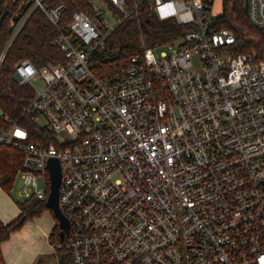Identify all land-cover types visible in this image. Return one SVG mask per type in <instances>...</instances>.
Returning <instances> with one entry per match:
<instances>
[{
  "label": "built area",
  "instance_id": "1",
  "mask_svg": "<svg viewBox=\"0 0 264 264\" xmlns=\"http://www.w3.org/2000/svg\"><path fill=\"white\" fill-rule=\"evenodd\" d=\"M13 1L0 65L35 10L56 27L65 61L14 64L19 84L33 90L25 113L44 119L53 138L31 141L3 115L0 145L22 154L24 199L47 200L38 176L60 161L70 263L264 264V55L232 52L236 36L216 26L215 0H150L158 20L187 30L109 73L100 67L117 50L110 36L139 4L92 0L63 27V4ZM245 2L264 33V0Z\"/></svg>",
  "mask_w": 264,
  "mask_h": 264
},
{
  "label": "trees",
  "instance_id": "2",
  "mask_svg": "<svg viewBox=\"0 0 264 264\" xmlns=\"http://www.w3.org/2000/svg\"><path fill=\"white\" fill-rule=\"evenodd\" d=\"M92 0H49L55 6L63 4L65 9L61 15V26L70 23L72 14L76 11L90 12ZM111 6L110 0H103ZM126 9L132 10L139 4L137 14L132 19L123 21L110 36V46L117 48L115 52H106L102 55L100 71L109 73L119 70L143 47H154L180 38L187 30L175 20L160 21L150 13L148 5L150 0H125ZM222 11L218 15L216 26L229 28L236 36V43L232 46L233 53H248L255 51L258 56L264 55V33L253 26L248 20L244 9L245 0H222ZM17 1L0 0V16L3 8L7 15L0 27V54L4 50L11 36L10 18L15 11ZM57 34L56 27L40 10H35L19 34L14 38L6 51L4 61L0 65V128H6L3 115L17 121L29 132V140L50 142L52 132L48 128L39 126L35 119L25 113V109L32 99L33 90L29 85H20L14 76L13 66L21 59H28L36 67L46 63L64 62V54L53 44ZM22 160V154L11 145H0V187L10 193L17 174V169ZM50 181L46 189L49 194ZM21 214L12 222L4 224L0 220V246L10 234L19 230L28 220L39 217L44 211L49 210L46 200L30 197L19 203ZM56 226L50 234V242L55 245L57 254L64 253L63 260L70 263L69 255L63 244L65 239H60V229L57 218L53 215ZM62 245L63 247H57ZM0 262L3 256L0 250ZM71 264V263H70Z\"/></svg>",
  "mask_w": 264,
  "mask_h": 264
},
{
  "label": "crops",
  "instance_id": "3",
  "mask_svg": "<svg viewBox=\"0 0 264 264\" xmlns=\"http://www.w3.org/2000/svg\"><path fill=\"white\" fill-rule=\"evenodd\" d=\"M20 202L15 200L11 192L8 193L0 187V220L4 224L12 222L21 214ZM47 211H44V220H41V215L28 220L1 243L3 262L0 264H37L44 253L56 252L55 245L49 239L56 221L52 213Z\"/></svg>",
  "mask_w": 264,
  "mask_h": 264
},
{
  "label": "rangeland",
  "instance_id": "4",
  "mask_svg": "<svg viewBox=\"0 0 264 264\" xmlns=\"http://www.w3.org/2000/svg\"><path fill=\"white\" fill-rule=\"evenodd\" d=\"M93 2H95L96 4L102 5L103 6V0H93ZM222 0H215L214 3V11L216 13H221L222 11ZM127 8V7H126ZM107 15V12H106ZM111 21H113V17H110ZM33 86L36 90H41L43 88V83L41 80H34L33 81ZM38 124L40 127L42 128H47V122L44 119H40L38 121ZM61 137H58V140H60ZM48 181H49V176L44 177V176H38V186L40 189H47L48 186ZM22 187V178L20 174H16L14 182H13V187L11 190V194L12 196L15 198L16 201L20 202V201H24L26 199L22 198L20 195V189ZM36 198V197H34ZM48 212V211H47ZM46 212H43L41 214V220H44L43 218L46 216L45 215ZM41 224H43L42 222H40ZM64 253H61L60 255L57 254V252L55 253H44L38 260L37 264H70L66 259L62 261V257Z\"/></svg>",
  "mask_w": 264,
  "mask_h": 264
},
{
  "label": "water",
  "instance_id": "5",
  "mask_svg": "<svg viewBox=\"0 0 264 264\" xmlns=\"http://www.w3.org/2000/svg\"><path fill=\"white\" fill-rule=\"evenodd\" d=\"M244 9H247V2H245ZM7 15V9L3 8L2 15L0 16V27ZM49 170V194L46 200L47 207L53 212V215L57 218L58 227L60 229V239L63 241L66 234L69 232V223L59 209V190L62 180L61 164L56 158H51L48 161Z\"/></svg>",
  "mask_w": 264,
  "mask_h": 264
}]
</instances>
